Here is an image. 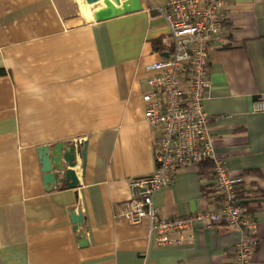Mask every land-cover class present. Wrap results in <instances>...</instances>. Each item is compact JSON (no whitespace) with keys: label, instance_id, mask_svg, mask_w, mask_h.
Wrapping results in <instances>:
<instances>
[{"label":"crops","instance_id":"obj_1","mask_svg":"<svg viewBox=\"0 0 264 264\" xmlns=\"http://www.w3.org/2000/svg\"><path fill=\"white\" fill-rule=\"evenodd\" d=\"M170 1L140 0L142 11L100 21L93 13L102 2L0 0V264L234 261L238 229L198 222L172 234L181 245L159 247L148 219L133 225L119 217L130 181L156 169L159 129L144 117V68L161 59L153 42L169 35L159 8ZM227 12V45L211 49L204 106L216 156L244 178L241 207L258 224L251 264H264V113L254 111L264 100V0H229ZM83 142L78 187L47 185L42 148L83 151ZM208 170L178 171L155 195L159 214L216 211ZM73 213L83 216L80 224Z\"/></svg>","mask_w":264,"mask_h":264},{"label":"built area","instance_id":"obj_2","mask_svg":"<svg viewBox=\"0 0 264 264\" xmlns=\"http://www.w3.org/2000/svg\"><path fill=\"white\" fill-rule=\"evenodd\" d=\"M228 6L229 0H172L159 8L169 35L162 40L161 59L144 68L148 88L142 98L146 121L159 129L156 169L145 178L130 181L131 199L119 217L133 225L148 219L153 242L159 247L181 245L184 238H172V234L198 222L206 228L225 225L238 229L242 239L229 251L234 258L230 264H251L259 245L258 224L241 207L244 178L230 174L216 156L204 106L213 86L211 49L215 44L227 45L223 35ZM254 111L264 113L263 99L256 100ZM208 163L219 208L173 218L160 215L154 204L157 192L168 187L178 171L196 170Z\"/></svg>","mask_w":264,"mask_h":264},{"label":"water","instance_id":"obj_3","mask_svg":"<svg viewBox=\"0 0 264 264\" xmlns=\"http://www.w3.org/2000/svg\"><path fill=\"white\" fill-rule=\"evenodd\" d=\"M89 6H94L102 2L105 7L93 13L96 20H107L122 14L135 13L142 11L143 7L140 0H85ZM168 57V54H164ZM83 151L77 149L76 146L65 149L64 144H58L55 151L50 154L49 148H42L40 158L45 173V182L47 185L59 184L67 188L73 189L78 187L79 180L75 172L77 167V154L86 161L87 143L83 142ZM64 151V154H63ZM85 164L82 166L84 170ZM73 222L78 225L83 221L81 214L73 213L71 215Z\"/></svg>","mask_w":264,"mask_h":264},{"label":"trees","instance_id":"obj_4","mask_svg":"<svg viewBox=\"0 0 264 264\" xmlns=\"http://www.w3.org/2000/svg\"><path fill=\"white\" fill-rule=\"evenodd\" d=\"M153 47L156 51H160L162 49V40H156L153 42ZM5 75V71L4 70H0V76H4ZM202 167H205L206 169H210L211 168V164L208 163L206 164L205 166H201ZM62 187H65V186H62ZM240 199L242 198V194L240 193Z\"/></svg>","mask_w":264,"mask_h":264},{"label":"bare ground","instance_id":"obj_5","mask_svg":"<svg viewBox=\"0 0 264 264\" xmlns=\"http://www.w3.org/2000/svg\"><path fill=\"white\" fill-rule=\"evenodd\" d=\"M84 6V5H83ZM87 8V7H86Z\"/></svg>","mask_w":264,"mask_h":264}]
</instances>
